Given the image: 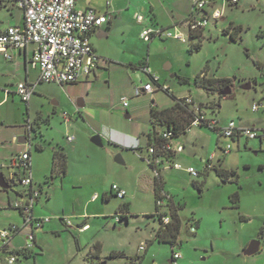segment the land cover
<instances>
[{"label":"rangeland","instance_id":"obj_1","mask_svg":"<svg viewBox=\"0 0 264 264\" xmlns=\"http://www.w3.org/2000/svg\"><path fill=\"white\" fill-rule=\"evenodd\" d=\"M215 6L222 9L221 18L208 19L197 50H188L189 44L195 43L196 39L181 42L156 38L149 43V48L145 43V46L138 47L137 53L146 54L149 50L153 67L167 80L174 96L190 94L193 106L202 104L205 116L216 120L219 126L233 120L238 127L253 128L258 134L252 139L241 136L238 141L220 136V147L231 145L227 153L218 148L217 133L209 127L192 125L189 132L180 137L190 154L192 150L197 151V161L193 158V162L200 174L194 177L188 173L172 172L164 176L166 189L183 206L179 210L182 225L174 247V251L181 255L176 264H264V234H259L260 228H264V0H239L234 5L217 0ZM189 10V0H183V13L187 14ZM7 16L5 11L0 12V23H5ZM229 26L240 27L239 39L232 40L228 33L223 32ZM170 30L173 31V27ZM180 30L186 35L185 25ZM201 71L208 77L230 78V94L219 99L217 92L207 93L197 87L194 78ZM177 75L186 77L188 81L180 83ZM245 79L252 83L249 90L239 88L240 84L247 82ZM160 94L161 102L171 99L165 92ZM137 95L143 98L141 93ZM126 97L129 102V97ZM15 98L18 104H25ZM3 99L4 93L0 92V101ZM255 102L262 104L256 111L252 109ZM39 107L42 115L51 116L52 105L48 101ZM7 109L9 119H13L15 102L0 104V113ZM39 123L41 126L46 124L44 121ZM5 132V129H0V134ZM34 143L35 138H32L35 171L44 173L45 178L42 177L41 182L47 188L51 176L48 147L43 152H36ZM106 146V143L102 147L91 144V149L82 155L81 160L71 158L68 174L63 179L64 189L56 178L53 190L49 191L52 193L49 205L58 211L64 207L65 213L72 218L71 221L68 218L70 223L79 221L75 216L80 213H93L92 217H96L87 219L91 229L79 239L84 254L77 252L75 257L74 239L79 234L77 228L70 227L62 232L61 238L54 237L50 231L43 232L47 239L45 252L41 254L39 248L34 247L29 256L16 255L15 264H127L129 258L136 256L138 260L134 264H169L172 255L170 245L154 239L159 221L152 216L155 200L151 181L137 174L143 168L151 178L153 173L145 159L133 157L130 152H113V149L109 152V167L103 170L100 161H103ZM210 151L214 153L213 164L221 161L224 168L234 170L237 181H223L213 168L204 172V163L199 161L198 154L206 155ZM117 155H124L125 163L115 162ZM3 161L0 158V162ZM119 183L126 187V196L120 199L113 194L108 200H103V193H108L111 185ZM20 188V185H11L5 191L0 189V201L5 192L12 199L14 191ZM235 191L238 192L237 207L230 200ZM95 193L99 199L92 202L90 199ZM40 196L47 201L45 191ZM123 202L128 203V212L126 218H119L116 213L121 210L119 207ZM6 208L7 215L1 217L0 229L10 222H20L19 214L8 205ZM187 219L189 222L186 223ZM195 221L198 225L193 229L190 226ZM39 231L42 228L35 233ZM22 238L16 237L11 245L23 246L26 239ZM253 240L260 242L259 251L244 256V248ZM94 241L101 244L98 257L85 254ZM142 241L147 245L144 251H139L138 245ZM111 251H121L124 257L109 258ZM67 258L69 260L65 261Z\"/></svg>","mask_w":264,"mask_h":264},{"label":"crops","instance_id":"obj_2","mask_svg":"<svg viewBox=\"0 0 264 264\" xmlns=\"http://www.w3.org/2000/svg\"><path fill=\"white\" fill-rule=\"evenodd\" d=\"M75 1L77 9L84 10L92 8L100 12H108L111 14L109 22L102 24L88 36L94 52L99 57L97 66L89 76L72 84L57 85L54 83H36L38 70L30 63L33 49L32 45H27L21 50H9L10 58L8 59L0 53V92L4 93V99L0 101V104H14V102L16 104V111L13 119H9L10 112L8 109L1 111L0 113V129L6 130L4 134H0V158L5 160L0 162V174L3 175L8 188L13 185L8 181L9 174L12 171L8 165L14 156L27 149L24 141H20L21 137H25V124L27 122H33L34 127L37 128H35V130L41 134V137L35 140V151L43 152L45 151V147H48V155L50 157L49 170L51 169V157L54 150L61 149L66 155L65 174L55 177L50 176L49 186L44 188L42 186L41 178H45V175L44 173L35 171V156L32 155V146L29 149L32 186L34 188L41 186L39 195L32 208V214L36 218L50 216V219L43 223L41 226L42 231L37 233L35 232L39 229L34 231L33 247L23 253L22 255L24 256H29L34 247H38L41 254L45 252V244L47 240L44 234L45 232L50 231L54 237L61 238L62 232L67 231L70 227L77 228L79 234L76 239L78 248L74 239L76 247V251L74 250V254L76 253L75 257L77 256V252H81L80 254L82 255L84 254V251L79 244V239L82 234L91 229V224L87 222V219L92 217L93 213L89 215L85 213H80L76 216L74 215L79 221L75 224L70 223L72 218L70 219V216L65 213L64 207L58 211V209H54L49 205V201H52V193L49 191L53 190L51 188L54 186L56 178L59 179L61 187L64 189L63 179L68 174L71 158H79V160H81L83 157L82 155L87 154L91 149L90 145H95L90 141L92 136L97 135L99 137L100 145L97 146L102 147L105 143L107 145L105 147L106 152L103 155V161H100L103 164V170H105L106 167H109L108 165L111 162L109 157L111 149L114 150L113 152H121V154H123V152H130L133 157H138L142 160L145 159L146 161V145L148 142L147 134L151 129L150 110L152 108L156 110L170 108L175 105L176 99L178 98L187 96L192 98L190 94L183 95V97H177L174 96V93L172 92V95H170L171 99H168L166 102H161L160 93L163 92L161 90H157L153 93L140 92L143 98L136 97L138 95L135 92L136 89L141 90L143 84L150 81V75L143 71L144 66H148L151 74L159 77L160 83L169 86L170 90L172 89L171 86L167 84V80L164 79V76L162 77L161 73L153 67L155 65L151 63L152 55L149 54V50L146 51V54H137L138 47L145 46V44H148V47L149 43L156 39L152 38L150 41L145 42L140 38V32L144 26H158L168 29L173 27V29L176 28L180 31L188 40V22L192 12L191 0H189L190 10L187 11V14L183 13V0ZM216 1L214 7H216ZM2 11L6 12L8 18L5 23H0V31H3L7 26L22 25L23 14L16 5L0 1V12ZM136 14H142L144 20L142 22H137L135 20ZM199 15L200 14L194 13L193 17H199ZM184 25L186 26V35L180 30ZM205 27L201 29L202 33ZM134 52L135 55H133ZM205 76L207 75L205 74ZM211 77L216 78L214 76ZM245 80L247 81V79ZM19 82H25L28 84L35 83L34 91L28 102H24V105L18 104L15 98H19L15 92V86ZM125 95L129 97V102L127 100L128 105L126 108H123L120 98L125 97ZM47 101L52 105L51 116L42 115L39 107L43 106ZM39 121H44L46 124L41 126ZM188 130H190V127L184 133L173 138L172 141L175 146L181 145L183 147L182 151L176 153L173 157L174 162L180 164L182 169L177 170L168 168L163 169L160 172V181L163 189L171 195L175 204L180 205L181 203L175 201L173 195L166 189L164 176L166 173L171 174L172 172L186 174L187 172L184 169L187 167H193L197 170L193 162V158L197 161V151L192 150L191 154L193 157H191L192 155L188 151L187 146L180 138L182 135L187 134L189 132ZM67 136H71L72 140L68 141L66 139ZM196 139L197 138L195 137V140ZM218 139L219 137L217 135V142L219 141ZM238 139L239 138L236 140L238 141ZM191 142L194 143L193 140ZM217 142L216 144H219ZM135 144H138L137 149L133 148ZM37 147L39 149H37ZM198 158L199 161L204 163L203 170L206 173L214 166H219V163H221L220 167L224 168L222 162H218L217 165L213 164V151H210L206 155L204 153H199ZM121 159L123 160V163H125L126 158L124 155H122ZM147 165L152 172L148 163ZM198 173L200 174V172ZM137 174L148 177L153 189L154 177L151 178L150 175L145 172V168L139 170ZM193 183L195 184L197 182L193 181ZM117 186L124 189L127 194L126 187L123 184L119 183ZM0 189L2 191L6 190L1 187ZM43 191H45L47 195L46 202L40 196ZM21 193L22 188L17 189L14 191L12 199H10L9 193L5 192V195L0 201V219L7 215L5 213L7 205L9 208L15 210L12 208L11 204L16 199L21 198ZM113 194L114 193L111 192L110 188L108 193H103L102 199L108 200L110 195L113 196ZM94 195L97 197L94 200H92L91 197L90 200L92 202H96L99 199L97 193ZM122 204H126V207L116 213L118 217H126L128 212V203L123 202ZM162 210H164V208ZM15 211L20 216V222H10L7 227H3L2 229H7L10 225H16L20 228V231L13 234L8 248H1L0 246V264H8L6 258L11 254L10 250H16L22 247V245L12 246L11 243L18 236L21 238L23 237L22 240L25 239L28 231L27 227H23V217L19 211ZM86 215L87 217H85ZM68 218L70 219L69 223L71 225L66 224V220H69ZM92 218L95 219L96 217ZM85 225L88 227L82 230L81 228ZM71 238L72 236L69 237V239ZM94 243L99 244V248H101V244L98 241H94L85 254H98L99 256V253L94 251ZM260 247L261 244L259 245V249ZM7 253L10 254L7 255ZM68 260L69 258L65 259V261ZM16 261L17 258L15 262ZM15 262L13 264H15ZM136 262L133 261L132 264ZM60 264H62V262Z\"/></svg>","mask_w":264,"mask_h":264},{"label":"built area","instance_id":"obj_3","mask_svg":"<svg viewBox=\"0 0 264 264\" xmlns=\"http://www.w3.org/2000/svg\"><path fill=\"white\" fill-rule=\"evenodd\" d=\"M5 3H13L23 14V23L20 26H7L0 31V53L5 58H10L9 50L24 49L27 45H32V55L30 63L38 70V82L54 83L57 85L72 84L89 76L99 61V57L93 50L89 41V34L102 24L107 23L111 19L108 12H100L92 8L77 9L75 0H0ZM192 12L188 22V30L198 31L207 25L209 18L217 20L221 18L222 9L214 7L216 0H191ZM225 3L234 5L239 0H224ZM200 14L199 17H193V14ZM135 20L142 22L144 16L136 14ZM140 38L148 42L152 38L160 39H176L186 42L187 38L176 28L172 30L158 26H144L140 32ZM143 71L150 75V81L143 84L140 89H136V94L140 92L153 93L161 90L166 94L172 95L169 86L160 83L157 75L151 74L148 66L143 67ZM35 83L28 84L19 82L15 86V92L22 102H28L34 91ZM123 108L128 105L127 98L120 99ZM176 103L189 104L196 110L197 117L192 125L208 124L215 126L218 130V137L222 136L231 140L244 136L248 139L258 137L257 132L253 128L238 127L233 120L228 121L225 125L219 126L218 122L212 118H207L201 108L194 107L190 96L176 99ZM262 107L260 102H255L252 106L254 111ZM26 129V146L27 149L14 156L8 167L11 168L8 181L13 185H20L22 188L21 198L16 199L12 204V208L19 211L23 217V227H27L25 244L16 250H10V255L6 258L8 264H13L16 260V251L25 253L33 247L34 231L40 229L43 223L49 221L50 217H34L32 208L36 201L41 186L34 188L32 186L31 161L29 149L32 146L30 141L33 138L35 130L33 122L25 124ZM158 143L154 141L147 142L146 145V161L151 165L154 179H160V172L163 169L173 168L182 169L181 165L174 162L173 156L182 151L181 145L173 144V134L169 129L160 130L157 133ZM68 141L72 140L71 136H67ZM220 147V145H219ZM138 148V144L133 146ZM223 153L231 150L228 143L220 147ZM158 154V155H157ZM160 154V155H159ZM191 176L197 177L198 171L193 167L184 169ZM111 192L117 198H123L126 195L124 189L113 184ZM97 196L93 195L92 200ZM171 195L164 189L160 192V197L156 200V215H159L163 223H167L170 219L165 214L168 210V202ZM165 208V210H162ZM69 224V220H66ZM85 225L81 229H86ZM20 231L16 225H10L7 229L0 230L1 248H8L13 234ZM147 242H141L138 245L139 251H144ZM19 255V254H18ZM179 252L174 251L169 264H176L180 258ZM137 260H135L136 262Z\"/></svg>","mask_w":264,"mask_h":264},{"label":"trees","instance_id":"obj_4","mask_svg":"<svg viewBox=\"0 0 264 264\" xmlns=\"http://www.w3.org/2000/svg\"><path fill=\"white\" fill-rule=\"evenodd\" d=\"M239 31L240 27H227L224 29L223 32L228 33L230 38L232 40L239 39ZM202 38V32L201 30L198 31H190L189 32V41L196 39L197 41L195 43H190L188 50L195 51L200 47V39ZM176 78L179 80L180 83H186L188 80L185 77L176 76ZM194 83L197 87L202 88L207 93L217 92L219 99H221L225 95H221V91L224 90L226 87H231L232 81L230 78H213V77H207L205 76V72L201 71L198 75L194 78ZM200 104L198 107L201 108ZM197 117V113L195 109L192 107V105L189 104H180L175 103L174 106L163 109V110H156L152 108L150 110V120H151V129L147 134L148 142L154 141L155 143H158L159 138L157 137V133L160 130L169 129L172 131L173 138L177 137L181 133H184L189 127L192 126V122ZM199 126H206L211 128L213 131H215L218 135V128L215 126H209L208 124H199ZM218 143V142H217ZM218 148L220 149L219 145L217 144ZM37 149H39L37 147ZM221 150V149H220ZM158 155V154H157ZM160 155V154H159ZM174 157V156H173ZM221 162V161H220ZM219 166H214L213 169L217 173L218 176L221 177L223 181H237V176L234 170L232 169H224ZM152 167L151 165H149ZM66 171V155L65 153L60 150H54L52 152L51 157V169H50V175L51 177L55 176H61L64 175ZM154 185H153V192H154V200H156L160 197V192L163 189L162 183L160 179H154ZM230 200L234 207L238 206V192L235 191L230 195ZM126 207V204H122L119 208L123 210ZM182 205L175 204L171 198L168 202V210L167 215H169L170 219L167 223H163L162 220H160V216L156 215L155 212L157 211V206L155 204V212L152 214L153 217H156L159 221V225L157 229L154 232V239L160 243H167L171 247V254L174 252V247L177 245V240L179 237L180 228L182 225V219L179 215V210L182 209ZM120 218H126L124 216H119ZM189 222V219H187L186 223ZM198 225V222L195 221L190 227L196 228ZM259 234H264V228L261 227L259 230ZM76 246L77 241L75 239ZM93 247H95L96 252H100L99 244L94 243ZM18 254H23V252L16 251ZM89 255L98 257V254L92 255L89 253ZM172 256V255H171ZM109 258H119L124 257V253L121 251H111L108 255ZM138 260V257H131L129 258V262L127 264H131L133 261Z\"/></svg>","mask_w":264,"mask_h":264},{"label":"water","instance_id":"obj_5","mask_svg":"<svg viewBox=\"0 0 264 264\" xmlns=\"http://www.w3.org/2000/svg\"><path fill=\"white\" fill-rule=\"evenodd\" d=\"M173 76L170 75V78H172ZM252 86V83L251 81H247V82H244L242 84H240L239 88L242 89V90H249ZM231 92V88L228 86L226 87L224 90L221 91V95H227V94H230ZM127 117V116H126ZM33 133H34V136L33 138H35V140H37L38 138L41 137V134L40 132H38L37 130H33ZM32 139V138H31ZM20 141H24V143L26 142V136L25 137H21L20 138ZM90 141L95 144V145H100V141H99V137L97 135H94L90 138ZM31 143V141H30ZM115 162L117 163H121L123 164V160L121 159V156L120 155H117L115 158H114ZM0 187L2 189H7L8 188V185L6 184L5 180H4V177L2 174H0ZM259 245H260V242L258 240H253L251 241L243 250V255L244 256H250V255H253L255 253H257L259 251ZM168 263H170V260L168 261Z\"/></svg>","mask_w":264,"mask_h":264},{"label":"flooded vegetation","instance_id":"obj_6","mask_svg":"<svg viewBox=\"0 0 264 264\" xmlns=\"http://www.w3.org/2000/svg\"><path fill=\"white\" fill-rule=\"evenodd\" d=\"M34 128H36V127H34ZM37 129V128H36Z\"/></svg>","mask_w":264,"mask_h":264}]
</instances>
